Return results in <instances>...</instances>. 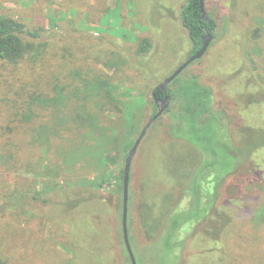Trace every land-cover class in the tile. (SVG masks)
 <instances>
[{
    "label": "rangeland",
    "instance_id": "obj_1",
    "mask_svg": "<svg viewBox=\"0 0 264 264\" xmlns=\"http://www.w3.org/2000/svg\"><path fill=\"white\" fill-rule=\"evenodd\" d=\"M186 2L0 0V15L24 21L31 28H45L42 38L48 40L49 46L47 63L23 62L1 70L18 90L22 86L28 90L46 89L49 86L46 81L52 76L49 90L54 91L57 85L80 87L94 74H109L122 83V92L128 86L133 90L132 97L145 102L136 121L141 116L148 118L154 111L153 89L193 50L182 18ZM205 3L217 20L213 39L204 56L191 63L177 83L186 81L190 73L199 75L212 87L215 107L222 106L221 114L226 120L224 124L215 123L217 140L226 144L228 150L218 146L224 160L202 179L203 194L209 198L204 201L207 210H194L193 219L183 220L176 236L180 247L175 249V255H161V259L164 264H264V222L248 224L253 219V205L264 204V199L244 194L245 199H237L233 197L237 184L231 183L237 179L236 174L245 176L248 172L245 165L248 135L242 128L264 127V0H205ZM145 37L150 39L151 47L146 53H137L139 40ZM9 80H0V102ZM73 99L69 100L71 105ZM71 109L65 113L71 114ZM40 113L50 114L44 110ZM116 113V107L111 105L106 114L113 117ZM12 118L0 103V130L13 136L20 147L15 158L6 160L0 154V255L7 264H104L101 243L87 227L91 206L85 204L82 209L73 210L72 215L62 205L75 196L69 183L95 171V159L81 151L84 148L75 137L77 128L67 129L62 142L53 141L46 159L41 146L33 142L34 122L17 125ZM172 139L166 125L157 123L148 131L133 160L132 230L138 256L147 258L150 251L145 236L139 233L143 226L142 212L157 217L173 207L179 194L178 189L172 195L178 184L173 171H180L181 180L184 174L182 165L175 162L176 155L189 157L192 153L185 142ZM257 139L261 141L260 136ZM56 145L62 148L63 158L57 157ZM80 151L83 155H79ZM114 154L124 166V158L117 152ZM67 157L71 160L67 165L72 164L68 169ZM252 157L255 170L264 177V147ZM47 163L51 168L62 164L55 178L63 188L43 192L45 186H53L55 179L53 173L46 172ZM111 168L114 172L118 170ZM219 180L224 181L215 203ZM44 198L49 203L43 202ZM245 205L249 206L248 212ZM186 207L188 198L179 205ZM223 217L228 218L223 224L224 233L216 238L214 223L222 224ZM70 230L80 246L77 257L69 248ZM87 252H92L90 259Z\"/></svg>",
    "mask_w": 264,
    "mask_h": 264
},
{
    "label": "trees",
    "instance_id": "obj_2",
    "mask_svg": "<svg viewBox=\"0 0 264 264\" xmlns=\"http://www.w3.org/2000/svg\"><path fill=\"white\" fill-rule=\"evenodd\" d=\"M209 16L212 19L211 22L203 18L200 0H187L183 5V22L187 26L193 42L190 56L201 48L207 29L215 30L217 26L216 18L210 13ZM44 31L45 28H31L24 21L0 15V80H9L7 77L5 78L1 68L18 66L23 62L28 64H35L37 61L41 64L48 62L49 46L48 40L42 38ZM150 47V39L142 38L139 40L137 53H146ZM107 65L111 64L107 62ZM187 75V79L183 83H177L180 75L170 83L168 91L173 94L171 104L151 128L157 123L165 124L168 134L173 138L172 141L185 142L192 153L189 157L175 154L177 156L175 162L182 165L184 174L181 180L180 171L177 173L173 171L178 178V184L172 189L173 197L179 189L178 198L175 199L173 207L164 215L161 214L157 217L152 216L148 211L142 212L143 226L139 233L141 236H145L146 241L144 242L149 244L150 251L147 254L148 259L140 254L138 256L135 252L139 264H164L161 255L174 254L175 249L180 247L176 236L183 220L193 219L194 210L198 212L207 210L204 208V201L209 198H205L203 194L202 179L207 172L214 171L222 159L224 160L218 151V146L224 151L228 150L226 144L217 140L215 123L224 124L226 120L221 114L222 106L215 107V95L212 87L203 82L199 75L190 73ZM52 79H54L53 76L47 79L46 82L49 86L46 89L30 87L29 90L25 86L18 90L14 87L13 81L9 80L0 103L6 106L17 125L18 122H34L33 142L41 146L46 159L53 148V141L62 142L65 140L64 132L67 129L74 126L77 128L75 137L79 139V146L84 148L81 151L88 152L95 159V164H93L95 171L89 177L69 183L75 196L62 202V205L72 215H74L73 210L77 208L80 210L85 204L91 206L92 211H96L93 213L94 211L91 212L89 209L91 214L87 227L96 234L97 240L101 243L104 264H132L124 241L122 226L124 166L119 164L114 153L117 152L125 161L143 126L157 112L155 99L152 95L153 113L148 118L141 116V119L136 121L138 112L142 111L145 102L132 97L133 90L128 86L122 92V83H117L111 75L94 74V76L86 78L80 87L57 85L54 91L49 90L51 89L50 84L53 82ZM163 93L162 90H157L158 97H163ZM72 98L74 99L71 105L69 100ZM111 105H114L118 111L113 117L106 114ZM70 109L71 114L65 113V110ZM41 110L50 114L40 113ZM105 117L108 121L105 120ZM113 118L114 120H112ZM12 129L13 127H10V130ZM242 130L248 135L249 150L245 162L248 172L245 176L235 175L237 179L231 182L237 184L233 197L242 200L244 198L242 194H244L250 198L259 195L264 199V177H261L255 170L252 157L257 149L264 147V127H247ZM251 130H253L252 133ZM257 136H260L261 141L257 139ZM19 150L20 147L13 136L0 130V154L2 157L6 160L15 158L17 157L16 152ZM54 150L58 158H63L62 148L60 149L56 145ZM81 151L79 155H83ZM67 159L70 158H65L68 169V166L70 167L72 164L67 165V163H71V160ZM49 164L47 163L46 172L49 175L53 173V178L57 177L62 164H57L56 168L49 167ZM112 166L118 169L117 172L113 171ZM52 180L54 181L53 186L49 188L45 186L43 192L63 188L58 179ZM223 181H218L215 203ZM232 188L233 186H231ZM132 196L130 182L129 231L133 248H135L137 243L132 230ZM186 198H188V207L179 208L180 203ZM43 202L49 203V200L44 198ZM245 207V212H248L249 206L245 205ZM216 214H219L218 210H216ZM252 216L253 219L248 220V224L264 222L263 203L258 207L253 205ZM223 218L222 224L214 223L216 238H221V234L224 233L223 224L227 222L228 218ZM230 219L232 220V218ZM69 234L72 239L69 248L77 257L80 246L73 238V230H70ZM90 253L87 252L88 259L91 257ZM146 259L148 262L145 261ZM0 264H7L1 255Z\"/></svg>",
    "mask_w": 264,
    "mask_h": 264
},
{
    "label": "water",
    "instance_id": "obj_3",
    "mask_svg": "<svg viewBox=\"0 0 264 264\" xmlns=\"http://www.w3.org/2000/svg\"><path fill=\"white\" fill-rule=\"evenodd\" d=\"M200 10L203 15V18L211 22V17L209 16V13L206 9V3L205 0H200ZM213 32L214 30H208L206 31V35L203 37V44L201 48L194 53L192 56L187 58L183 63H181L170 75H168L163 81H161L152 91V95L155 99V103L159 105V109L155 114H153L148 121L143 126L139 136L135 140L134 145L129 150L126 159H125V165H124V178H123V194H124V202H123V216H122V226H123V235H124V241L128 250V253L130 255L132 264H138V260L131 242L130 238V231H129V195H130V181H131V173H132V166H133V160L135 155L138 152V149L147 135L149 129L151 126L163 115V113L166 111V109L171 104V98L168 93L169 85L170 83L175 80L191 63L194 61L202 58L204 54L207 52L211 40L213 39ZM157 90H162L164 92V97H158L157 96Z\"/></svg>",
    "mask_w": 264,
    "mask_h": 264
},
{
    "label": "flooded vegetation",
    "instance_id": "obj_4",
    "mask_svg": "<svg viewBox=\"0 0 264 264\" xmlns=\"http://www.w3.org/2000/svg\"><path fill=\"white\" fill-rule=\"evenodd\" d=\"M210 31H211V30H210ZM168 93H169V95H170V98H171V100H172V96H173V94H172V93H170L169 91H168ZM163 94H164V93H163ZM163 97H164V96H163ZM163 97H161V98H163ZM156 107H157V110H158L160 106L156 104Z\"/></svg>",
    "mask_w": 264,
    "mask_h": 264
}]
</instances>
